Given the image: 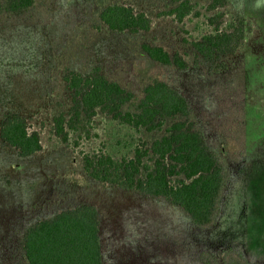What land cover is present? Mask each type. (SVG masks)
Here are the masks:
<instances>
[{
    "label": "rangeland",
    "instance_id": "374dc122",
    "mask_svg": "<svg viewBox=\"0 0 264 264\" xmlns=\"http://www.w3.org/2000/svg\"><path fill=\"white\" fill-rule=\"evenodd\" d=\"M169 2L42 0L20 13H0V120L21 114L42 144L21 157L0 139V264L25 262L28 226L82 204L99 212L103 264H222L231 255L264 264V0H230L228 16L243 14L249 28L244 47L225 57L228 67L218 73L206 62L179 70L142 50L156 42L193 59L179 24L163 14ZM114 3L146 12L154 26L106 30L100 13ZM96 69L137 98L163 81L187 99L193 122L229 172L212 226L200 228L166 199L94 180L83 169V153L130 156L138 139L151 144L161 133H138L99 111L71 134L70 145L53 134V117L72 106L65 76Z\"/></svg>",
    "mask_w": 264,
    "mask_h": 264
},
{
    "label": "trees",
    "instance_id": "16d2710c",
    "mask_svg": "<svg viewBox=\"0 0 264 264\" xmlns=\"http://www.w3.org/2000/svg\"><path fill=\"white\" fill-rule=\"evenodd\" d=\"M40 1L5 0L0 2V13H20ZM230 4V0H170L163 14L179 24L183 43L193 48L192 60L187 52L171 54L156 42L143 43L142 50L151 59L179 70L203 62L215 73L227 69L225 57L244 47L249 28L243 14L228 16L225 9ZM100 20L108 31L127 33L149 31L155 23L146 12L123 3L106 6ZM65 80L73 92L72 106L53 117L52 127L62 144L70 145L71 134L85 129L99 111L138 133H161L151 144L138 139L130 156L83 153V169L88 176L128 191L164 198L200 228L215 223L229 179L228 167L193 122L190 104L180 92L155 81L137 98L99 69L87 75L70 71ZM0 139L17 149L21 157L42 150L39 131L17 112H9L0 120ZM100 222L97 208L82 204L33 223L24 231L25 262L21 264H103ZM222 264L253 263L231 255Z\"/></svg>",
    "mask_w": 264,
    "mask_h": 264
}]
</instances>
